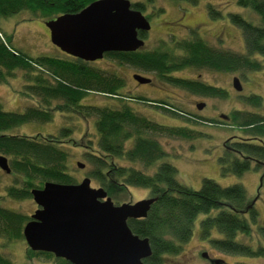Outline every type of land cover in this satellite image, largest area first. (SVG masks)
<instances>
[{
	"label": "trees",
	"instance_id": "obj_1",
	"mask_svg": "<svg viewBox=\"0 0 264 264\" xmlns=\"http://www.w3.org/2000/svg\"><path fill=\"white\" fill-rule=\"evenodd\" d=\"M95 0H0V19L27 11L40 19L51 20L65 13H77ZM197 3L198 0H185ZM242 7L251 8L259 17L256 25L237 13L229 14L230 21L242 30L245 53L229 48L218 49L210 46L203 38L171 41L170 46L155 50L113 51L105 54L121 64L154 73L166 83L182 88L192 94L205 97L227 98L224 88L195 79L173 76L172 73L184 68L205 69L221 73L264 70V0H236ZM133 9L143 11L144 3H131ZM213 16H220L213 5H208ZM0 67L11 71L25 69L33 75L31 82L24 85L25 91L39 97L40 106L26 108L23 112L4 111L0 104V154L5 156L10 173L15 174L22 187H7V195L22 199L31 196L32 189L42 188L45 182L75 184L68 172L67 152L59 146L61 141L52 135L29 137L10 133V130L27 122L52 120L53 112L74 111L86 119L94 118L97 133L95 148L86 154L88 162L94 166L88 172L89 178L105 190L128 186L148 189L155 201L144 218L129 219L131 231L140 238H147L151 256L148 264H160L165 254L176 253L193 232L194 221L200 214L207 215L199 222L198 231L202 239H210L213 247L227 254L264 256V247L256 249L236 240L237 234L249 236L251 225L244 217L249 215L251 223H257V212L249 201L241 184L221 186L214 180L203 178L199 189L182 184L176 177L177 170L169 162H161L152 173L148 169L165 156L162 145L152 137L183 136L194 138L183 127H168L137 114L124 103L120 108L82 104L81 99L90 91H98L108 97L125 98L120 89L124 83L114 75H105L100 70L88 66L81 59L73 61L51 56L29 57L11 46L10 39L0 31ZM142 32L139 33V36ZM180 52L179 54L177 53ZM259 54L258 60L253 55ZM29 75V76H32ZM48 76V77H46ZM129 99L149 102L166 113L177 114L204 123L219 124L223 127L247 133L234 135L223 143V153L219 158L224 174H241L255 166H264V116L252 111L232 110L226 119L207 120L191 112L178 111L167 100H150L126 95ZM244 102L259 107L261 97L256 94L243 96ZM59 100L54 107L51 102ZM241 131V132H242ZM69 129L62 128L60 137L67 136ZM240 132V131H239ZM59 137V136H58ZM132 140L131 146L126 143ZM114 158L140 164L142 168L117 164ZM256 169V167H255ZM264 177V174H263ZM16 182V184H18ZM212 211H216L211 215ZM30 218L20 212L0 206V237L5 239L23 238L22 230ZM264 239V225H258ZM218 234L211 238L212 233ZM29 254L51 257L53 254L28 249ZM58 264H70L56 258ZM0 264H14L0 255Z\"/></svg>",
	"mask_w": 264,
	"mask_h": 264
},
{
	"label": "rangeland",
	"instance_id": "obj_2",
	"mask_svg": "<svg viewBox=\"0 0 264 264\" xmlns=\"http://www.w3.org/2000/svg\"><path fill=\"white\" fill-rule=\"evenodd\" d=\"M131 3L140 1L144 3L142 14L148 19L150 29L140 36L144 40L143 50H155L170 46L171 41L190 38L191 35L203 38L210 46L218 49L229 48L238 53H245L242 30L235 26L229 18V14L237 13L253 24H260V17L249 7H242L236 0H198L197 3L185 0H129ZM213 5L219 11L220 16H213L209 12L208 5ZM0 31L9 39L11 46L20 50L29 57L39 56L57 57L68 61H74L72 56L60 51L51 41L48 29L44 26V20L31 15L27 11H20L12 16L0 19ZM0 34V39L4 41ZM179 54L180 52L177 51ZM255 59H262L259 54L253 55ZM88 66L100 70L105 75H114L123 80L120 89L125 98L108 97L98 91H90L81 99L82 104L108 106L120 108L127 103L139 115L168 127H183L195 136L185 138L183 136H161L152 134L165 151V156L157 161L148 173H152L161 162L171 163L177 170V179L185 186L199 189L202 179L209 178L221 186L241 184L249 201L253 202L257 212V223H251L249 215L244 217L251 225L249 236L237 234L236 240L249 244L256 249L264 247V239L258 231V225H264V166H255L237 175L224 174L220 167L219 158L223 153V143L227 138L238 135L247 136L242 130H235L231 126L223 127L219 124L204 123V120H193L177 114L166 113L155 108L151 104L139 102L126 97H141L150 100H167L174 109L183 112H191L207 120H224L220 114L228 115L232 110L257 112L264 116V70L240 71L236 73H221L205 69L184 68L172 73L173 76L195 79L207 84L224 88L228 91L227 98L205 97L192 94L182 88L166 83L157 78L154 73L144 72L137 68L121 64L113 58L105 55L95 62H88ZM134 74H139L152 79L150 83H138ZM25 69L16 68L11 71L0 67V104L4 111L23 112L26 108L40 106L39 97L29 95L24 85L33 78ZM48 77V76H46ZM238 78L241 83V91L233 88V80ZM256 94L261 97V105L244 102L243 96ZM61 101L54 100L51 107ZM204 103L202 109L197 104ZM62 128L69 129L68 135L60 137ZM242 131V132H241ZM10 133L29 137H46L52 135L54 140L61 141V149L67 152L68 172L76 183L89 177L88 172L94 169L86 154L95 148L97 133L94 126V118L86 119L74 111L53 112V118L47 122H27L10 130ZM59 136V137H58ZM132 140L126 143V148L131 146ZM1 155V154H0ZM117 164L123 166L143 167L138 163H132L114 158ZM77 162L85 164L84 168H78ZM256 167V169H255ZM18 183L15 174L6 173L0 169V206L27 215L34 213L37 205L32 199H17L7 195V187ZM90 186L98 188L97 182L90 178ZM108 196L115 205L135 203L151 197L148 189L128 186L107 190ZM216 211H212L214 215ZM207 215L200 214L194 221L192 236L181 245L176 253L165 254L161 257L160 264H207L199 256L200 252H207L211 257H218L228 264H264V256H247L242 254H227L212 246L210 239H202L198 226L202 218ZM213 232L211 238L217 237ZM28 246L24 238L5 239L0 237V255L9 257L14 264H58L54 256L36 255L28 253Z\"/></svg>",
	"mask_w": 264,
	"mask_h": 264
},
{
	"label": "water",
	"instance_id": "obj_3",
	"mask_svg": "<svg viewBox=\"0 0 264 264\" xmlns=\"http://www.w3.org/2000/svg\"><path fill=\"white\" fill-rule=\"evenodd\" d=\"M50 41L60 51L86 62L113 51H135L144 46L139 32L150 29L148 19L133 9L129 0H95L77 13L45 20ZM138 83L150 78L134 74ZM233 88L242 89L238 78ZM203 103L197 104L202 109ZM226 119L225 114H221ZM78 168L85 164L77 162ZM0 169L10 173L7 158L0 155ZM37 209L22 230L31 251L51 253L70 264H147L151 256L147 238L129 228V219L144 218L155 197L115 205L103 187H91L90 178L80 183L45 182L30 191ZM212 264H228L222 259Z\"/></svg>",
	"mask_w": 264,
	"mask_h": 264
},
{
	"label": "flooded vegetation",
	"instance_id": "obj_4",
	"mask_svg": "<svg viewBox=\"0 0 264 264\" xmlns=\"http://www.w3.org/2000/svg\"><path fill=\"white\" fill-rule=\"evenodd\" d=\"M140 33V32H139ZM55 46V45H54ZM56 47V46H55ZM59 49V48H58ZM106 54V53H105ZM104 54V55H105ZM93 62H95V61H93ZM152 81V79L150 80V82ZM149 82V83H150ZM241 91V90H240ZM140 102V101H139ZM147 104L149 103V102H146ZM204 104V103H203ZM204 107V106H203ZM221 115V114H220ZM199 256L200 257H202L206 262H207V264H212L211 263V260H213V259H220V258H218V257H211L207 252H200V254H199ZM223 260V259H222ZM225 261V260H224ZM144 262H145V259H144ZM226 262V261H225ZM145 263H147V262H145ZM227 263V262H226ZM148 264V263H147Z\"/></svg>",
	"mask_w": 264,
	"mask_h": 264
}]
</instances>
